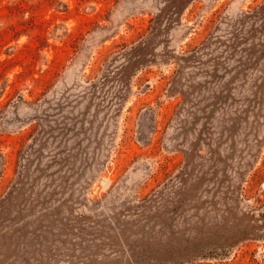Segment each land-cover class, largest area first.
<instances>
[{
    "label": "rangeland",
    "instance_id": "1",
    "mask_svg": "<svg viewBox=\"0 0 264 264\" xmlns=\"http://www.w3.org/2000/svg\"><path fill=\"white\" fill-rule=\"evenodd\" d=\"M0 264H264V0H0Z\"/></svg>",
    "mask_w": 264,
    "mask_h": 264
}]
</instances>
